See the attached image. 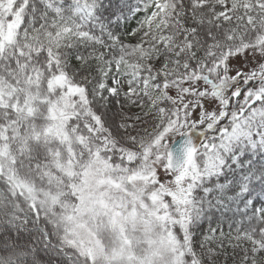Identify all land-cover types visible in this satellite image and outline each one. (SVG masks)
<instances>
[{
  "label": "snow or ice",
  "instance_id": "6c2138e0",
  "mask_svg": "<svg viewBox=\"0 0 264 264\" xmlns=\"http://www.w3.org/2000/svg\"><path fill=\"white\" fill-rule=\"evenodd\" d=\"M0 264H264V0H0Z\"/></svg>",
  "mask_w": 264,
  "mask_h": 264
}]
</instances>
